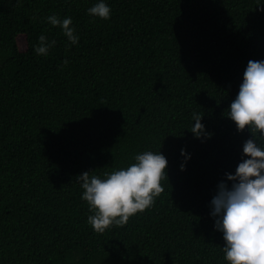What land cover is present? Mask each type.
Here are the masks:
<instances>
[{
	"label": "trees",
	"instance_id": "obj_1",
	"mask_svg": "<svg viewBox=\"0 0 264 264\" xmlns=\"http://www.w3.org/2000/svg\"><path fill=\"white\" fill-rule=\"evenodd\" d=\"M95 2L0 0V264H229L210 201L252 136L227 112L264 59V0H106L108 19L87 12ZM193 112L210 136L189 130ZM147 150L168 161L163 191L94 231L77 176Z\"/></svg>",
	"mask_w": 264,
	"mask_h": 264
},
{
	"label": "clouds",
	"instance_id": "obj_2",
	"mask_svg": "<svg viewBox=\"0 0 264 264\" xmlns=\"http://www.w3.org/2000/svg\"><path fill=\"white\" fill-rule=\"evenodd\" d=\"M87 12L103 19L111 15L106 0H96ZM46 20L59 26L72 44L78 43L70 16L61 18L52 14ZM54 44V40L49 41L41 34L33 50L46 56ZM227 117L235 122L237 130L247 126L252 136L243 143L242 159L235 172L225 173L231 185L225 180L218 182L210 201V215L215 229L223 235L222 250L229 264H264V59L247 62ZM192 120L189 130L195 137L211 135L199 113L193 112ZM181 154L185 159L190 156L184 149ZM134 161L127 167L104 173L103 177L89 175L88 171L77 176L83 189L81 198L93 212L87 220L94 231L102 233L111 225L126 224L131 216L151 207L163 191L160 181L167 175L165 155L160 150H147L135 154Z\"/></svg>",
	"mask_w": 264,
	"mask_h": 264
},
{
	"label": "rangeland",
	"instance_id": "obj_3",
	"mask_svg": "<svg viewBox=\"0 0 264 264\" xmlns=\"http://www.w3.org/2000/svg\"><path fill=\"white\" fill-rule=\"evenodd\" d=\"M19 45L21 48H24L25 47V42H24V39H19Z\"/></svg>",
	"mask_w": 264,
	"mask_h": 264
}]
</instances>
